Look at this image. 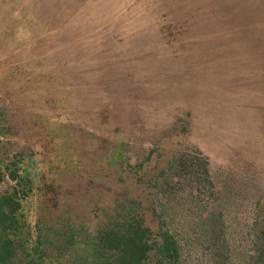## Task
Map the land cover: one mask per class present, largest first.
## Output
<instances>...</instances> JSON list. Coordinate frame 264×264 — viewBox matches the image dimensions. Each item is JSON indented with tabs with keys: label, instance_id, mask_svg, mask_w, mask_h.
<instances>
[{
	"label": "rangeland",
	"instance_id": "rangeland-1",
	"mask_svg": "<svg viewBox=\"0 0 264 264\" xmlns=\"http://www.w3.org/2000/svg\"><path fill=\"white\" fill-rule=\"evenodd\" d=\"M15 189L9 264H109L132 224L174 264H264V0H0Z\"/></svg>",
	"mask_w": 264,
	"mask_h": 264
},
{
	"label": "trees",
	"instance_id": "trees-1",
	"mask_svg": "<svg viewBox=\"0 0 264 264\" xmlns=\"http://www.w3.org/2000/svg\"><path fill=\"white\" fill-rule=\"evenodd\" d=\"M11 178L14 181L15 177ZM26 192L15 189L0 197V264H9L13 259V241L5 231L14 227V215ZM147 232L139 224H132L120 235L102 233L101 249L114 250L109 264H147L151 253L158 255V264H174L177 250L170 236L161 234V239L148 240ZM262 252L264 255V250Z\"/></svg>",
	"mask_w": 264,
	"mask_h": 264
}]
</instances>
